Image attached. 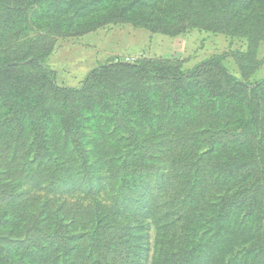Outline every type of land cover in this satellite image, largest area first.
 Returning a JSON list of instances; mask_svg holds the SVG:
<instances>
[{"label":"rangeland","instance_id":"obj_1","mask_svg":"<svg viewBox=\"0 0 264 264\" xmlns=\"http://www.w3.org/2000/svg\"><path fill=\"white\" fill-rule=\"evenodd\" d=\"M3 1L0 62L38 53L61 87L96 80L72 97L35 79L12 89L33 63L4 79L0 264H264V84L255 87L264 80V0L194 4L196 24L162 17L169 0ZM223 12L233 18L226 30L207 27ZM122 63L206 70L172 80ZM222 69L240 91L215 86L227 81ZM31 87L46 94L27 99ZM86 96L98 105L80 121V149L56 122L41 146L29 121L15 119L29 105L40 117L50 103Z\"/></svg>","mask_w":264,"mask_h":264},{"label":"trees","instance_id":"obj_2","mask_svg":"<svg viewBox=\"0 0 264 264\" xmlns=\"http://www.w3.org/2000/svg\"><path fill=\"white\" fill-rule=\"evenodd\" d=\"M25 1V0H22ZM33 1V0H31ZM141 3H146L150 0H140ZM170 3L167 5H171V7L174 9V7L179 6L181 7L180 10H171V11H165L162 17L168 19L169 21H172L173 23H183L187 21H191L192 24H196L198 19L203 18V13H197L196 11H192V7L194 4H204L207 1H222L223 4H226L228 0H201L199 3L196 2L197 0H169ZM180 1V2H178ZM22 6L26 5L27 2H22ZM0 5L1 6H6V2L3 0H0ZM247 7L251 8L250 1L247 2L245 5ZM14 7V6H13ZM226 7V6H225ZM16 8V7H14ZM217 8V6L215 7ZM213 8L212 10L216 9ZM172 13L171 19H169V13ZM215 14V13H214ZM237 16H240L241 13ZM234 16L237 18V16ZM224 17L223 20L220 19L221 17ZM175 17V18H173ZM244 21L247 20L246 14L243 15ZM231 19L233 18L227 16L226 12H223L218 15H209L208 19H205L207 22V27L212 28L214 23L216 28L221 29V30H226L227 24L231 22ZM180 21V22H178ZM171 24V23H170ZM28 53V52H27ZM27 54H21V55H16L10 58H6L3 61L0 62V90H3L2 88V83H4V79L9 77L8 74H11L13 71H24L22 68L26 64H36L37 68L35 70L29 71L27 74V77L23 79L21 82H16L15 86L10 85L12 89L20 88L23 87L26 81H29L30 83L32 79H35L38 81V85L42 87L41 91H44L45 88H47V85H50L52 89H54L56 92L55 95H70L72 97H81L83 94L89 92L91 88L94 85V82L96 80V75L93 73L89 74L84 81L82 82V85L80 87H71V86H65L61 87L57 84V71L47 67L43 61L41 60V55L36 53L33 55V58L30 60V58L26 57ZM121 66L126 67L132 71L138 70V74L144 75V76H153L156 78H164V79H176V80H184L186 78L196 76L200 72L202 66L200 67H195L189 72H183L182 70L178 71H172L169 69H162L158 67H153L150 68L146 65L142 64H127V63H122ZM215 66H221L219 62L215 63ZM204 69V68H203ZM206 70V69H204ZM227 78V81L224 83L222 81V78L219 76L216 79V85L220 89V92H226V91H232V92H238L242 88V84L239 82V80L228 74L226 69H222ZM202 71V70H201ZM32 74V75H31ZM215 84V81H214ZM264 84V80L260 81L259 83L255 84V87L258 89ZM29 85V84H28ZM214 86V85H213ZM212 86V87H213ZM143 89V88H142ZM140 89V90H142ZM139 90V91H140ZM146 92V89H143ZM147 94L149 93L146 92ZM145 93V94H146ZM46 94V92H42L39 94L38 91L33 89L32 87L28 89V92L25 94L27 99H31L34 97H37L39 95ZM48 98L44 100H48ZM97 98H92L91 96H86V98L83 100L82 103H79L77 105L73 106H67L66 104L59 105V102L54 105L52 103L48 104L47 107H42L41 112H40V117L37 116L36 114V107L33 105H29L26 110H17L18 116L15 117V119L20 123V127L24 128L27 124L31 126L32 130L35 132V135L37 136V139H39V143L42 144L45 143V136L49 134L47 132L48 127L51 125V123L56 122L58 125L61 126L62 130L65 131V134L68 135L70 138L73 136L78 139L77 145L75 146L77 149H80V129L83 127V123L81 125V120L85 121L86 117L92 112L93 107L97 106L98 103L96 102ZM108 97L105 96L102 99L101 103H105V108L110 106L109 103H107ZM83 103H87V105L82 106ZM149 110V107H146V112ZM146 114V113H145ZM146 117L148 121L153 120L152 116L150 114H146ZM252 118L251 120H253ZM12 120V119H11ZM26 121H29V123L25 124ZM78 130V133H76ZM234 164L239 165L238 162H235ZM246 166L245 162L240 163V167L243 168L242 166ZM228 166L227 168H229ZM247 173H249L247 171ZM252 203L249 204L251 206Z\"/></svg>","mask_w":264,"mask_h":264}]
</instances>
